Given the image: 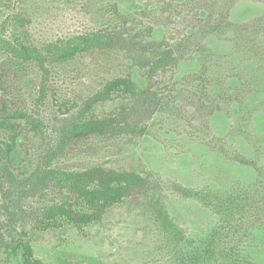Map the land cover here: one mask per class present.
I'll list each match as a JSON object with an SVG mask.
<instances>
[{
	"label": "rangeland",
	"instance_id": "374dc122",
	"mask_svg": "<svg viewBox=\"0 0 264 264\" xmlns=\"http://www.w3.org/2000/svg\"><path fill=\"white\" fill-rule=\"evenodd\" d=\"M167 1L29 2L38 46L107 29L125 34L127 47L93 50L64 64L50 56L15 82L13 105L32 119L11 121L21 131L15 149L14 132L0 120V243L25 232L44 264H179L175 236H205L217 216L176 192L177 186L219 194L251 187L264 201V0H206L200 14L206 29L193 37L195 16L168 15ZM19 4L0 0V65L10 53V18ZM255 20L261 21L254 33L237 39L231 33L235 25ZM184 35L189 40L177 50L178 61L150 70L151 59ZM126 77L138 85L136 96L101 98L107 82ZM90 115L119 123L103 134L79 137L76 128ZM238 155L253 166L241 164ZM92 168L134 171L149 179L151 189L84 229L38 228L52 196L40 198L32 176ZM257 228L249 251L264 264V221ZM0 264L23 263L0 250Z\"/></svg>",
	"mask_w": 264,
	"mask_h": 264
},
{
	"label": "trees",
	"instance_id": "16d2710c",
	"mask_svg": "<svg viewBox=\"0 0 264 264\" xmlns=\"http://www.w3.org/2000/svg\"><path fill=\"white\" fill-rule=\"evenodd\" d=\"M31 1L20 0L19 11L10 18L13 25L9 43L10 53L5 52L6 58L0 65V90L4 94L0 99V120L2 126L14 132L11 137L13 149L21 137V131L19 124L11 121L32 119L23 108L13 105L11 97L16 91L17 80L28 75L33 66L46 61L50 56L55 58L57 64H64L93 50L127 47L125 34L118 30L107 29L86 33L71 40H58L38 46L30 31L33 19L29 5ZM206 2V0H185L181 4H175L172 0H168L164 5L169 9L168 15L175 13V17L185 19L195 16L197 25L193 27L191 33L193 37L198 33L197 31L203 32L206 29L200 18ZM113 9L119 17L118 6L114 5ZM180 10L183 14H180ZM260 21L255 20L254 24L247 26L235 25L231 33L236 39L242 33L249 31L254 33L255 25ZM153 30L154 28H149V31ZM188 40L189 37L184 35L178 44L169 50H162L157 58L151 59L150 65L148 64L150 70L164 69L177 62L180 58L177 50ZM150 45L155 47L157 43L151 42ZM201 45L202 43L199 44ZM138 92V85L131 77L116 78L105 84L101 98L108 100L119 94L136 96ZM227 97L229 98L230 95ZM92 108L91 104L87 106V114L91 113L89 111ZM215 109L223 111L222 107L215 106ZM118 123L113 117L99 119L90 115L76 128V132L79 137L90 138L105 133ZM237 157H240L237 160L241 164L253 166L249 160L239 155ZM46 173L45 179L40 173L34 174L31 178L34 188L39 190L40 198L48 194L52 196L51 204L45 206L43 218L38 221L37 227L43 229L64 225L79 230L84 229L101 222L112 207L124 203L126 199L135 195L146 194L151 189L149 179L134 171L92 168L82 172H58L50 169ZM44 189H48V192L43 194ZM175 190L184 197L211 209L217 216V223L205 236L192 240L175 236V239L180 241L177 247V253L181 255L179 264H258L249 250L254 247L257 227L264 221V201H258L253 188L236 187L226 194L215 191L200 192L182 186H177ZM0 250L9 252L15 258L20 257L23 264H44L35 256L32 242L25 232L22 237L11 243H0Z\"/></svg>",
	"mask_w": 264,
	"mask_h": 264
}]
</instances>
